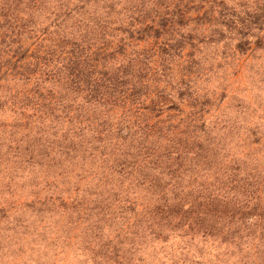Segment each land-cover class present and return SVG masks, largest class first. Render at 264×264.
<instances>
[{
	"label": "trees",
	"instance_id": "obj_1",
	"mask_svg": "<svg viewBox=\"0 0 264 264\" xmlns=\"http://www.w3.org/2000/svg\"><path fill=\"white\" fill-rule=\"evenodd\" d=\"M258 53L264 0H0V110L23 113L8 154L31 198L0 206V239L92 264H154L158 245L162 264H264V133L213 112Z\"/></svg>",
	"mask_w": 264,
	"mask_h": 264
},
{
	"label": "rangeland",
	"instance_id": "obj_2",
	"mask_svg": "<svg viewBox=\"0 0 264 264\" xmlns=\"http://www.w3.org/2000/svg\"><path fill=\"white\" fill-rule=\"evenodd\" d=\"M259 65L264 67V55L260 53L255 55V62H252L246 68L244 76L248 79L244 77L245 82H239L234 77L232 80L229 79L228 89L242 93L241 96L239 98L233 97L234 102L226 100L221 108H215L213 112L228 113L232 117L238 114L240 117L238 122L242 125V128L246 126L247 122L249 123L252 120L258 124L260 131L264 133V79L260 80L255 76ZM220 84L218 83L217 86H220ZM220 89H226V84L221 85ZM21 114L23 113H13L11 109L7 108L0 110V139L6 143L5 147H0V206L6 204L7 202L5 201L9 203L12 201L31 200L30 197H27V194H29L28 190L25 189L29 187V184L25 185V182L20 181L21 172L14 168V163L17 161L15 159L12 161V156L8 154L9 151L11 152L12 149H16L19 146L14 142L18 141L20 137L16 139L11 137L14 136V133L16 136L20 134L18 127L23 125L21 123ZM30 114L32 115L33 113ZM23 122L25 121L23 120ZM238 131L239 129H237V134ZM215 132L218 131L215 130ZM237 134L233 132L225 142L232 151L231 154H237L241 150V134ZM257 150L259 151V155H256L257 159L261 165H264V147H260ZM11 197H15V200H12ZM1 226L2 222H0ZM0 247L3 249V251H0V264H92L90 260L80 259L67 249H64V251L69 256L67 254L62 255L59 251L51 252L50 256L46 255L44 251L46 248L44 249L43 246L40 250L38 249V252L29 254L31 250L27 244L22 248L17 240L16 242H5L3 239H0ZM47 250L49 251L48 248ZM25 251L27 253L23 254L22 252ZM168 253L170 251L167 246L158 245L154 249H148V255H151L148 259L154 264H162L165 260L164 257ZM203 261L208 264V259H203ZM231 263L232 260L229 259V264Z\"/></svg>",
	"mask_w": 264,
	"mask_h": 264
}]
</instances>
